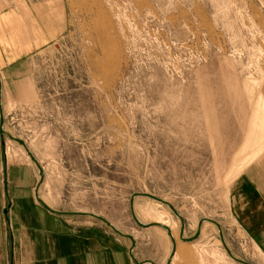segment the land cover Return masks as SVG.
Wrapping results in <instances>:
<instances>
[{
  "label": "rangeland",
  "instance_id": "374dc122",
  "mask_svg": "<svg viewBox=\"0 0 264 264\" xmlns=\"http://www.w3.org/2000/svg\"><path fill=\"white\" fill-rule=\"evenodd\" d=\"M0 5L8 18L4 43L14 48L0 61L3 128L41 165L37 189L48 207L102 216L134 237L136 260L163 264L169 237L138 226L130 214L132 193L148 192L178 212L184 237L201 218L213 219L234 256L263 264L255 237L264 225L262 200L241 181L264 152V0ZM15 168L49 212L34 197L35 164L0 133V230L10 244L13 228L3 211ZM133 208L143 222L166 218L176 250L170 264H240L214 224L182 241L168 206L137 197ZM64 220L104 229L130 246L94 216Z\"/></svg>",
  "mask_w": 264,
  "mask_h": 264
},
{
  "label": "crops",
  "instance_id": "0c3cea01",
  "mask_svg": "<svg viewBox=\"0 0 264 264\" xmlns=\"http://www.w3.org/2000/svg\"><path fill=\"white\" fill-rule=\"evenodd\" d=\"M5 11L0 9V61L14 51L4 43V38H8V33L3 32V22L8 20L3 15ZM247 173L241 185H245L250 193L256 192L259 201L262 200L257 208L264 209V152ZM21 177L18 168L8 172L12 183L8 190L10 203L3 212L7 214L13 232L10 244L0 230V264H131L130 246L119 237L100 228L70 225L64 220L66 214L54 212L40 203L49 212L44 211L33 201L29 187ZM255 237L264 252V225ZM257 254L264 264V255L258 249Z\"/></svg>",
  "mask_w": 264,
  "mask_h": 264
},
{
  "label": "water",
  "instance_id": "95a60500",
  "mask_svg": "<svg viewBox=\"0 0 264 264\" xmlns=\"http://www.w3.org/2000/svg\"><path fill=\"white\" fill-rule=\"evenodd\" d=\"M0 97H1V79H0ZM0 133L2 135H5L7 136L8 138H10L11 140L13 141H16L18 144H20L21 146L24 147L26 153L28 154V156L30 157V160L33 161L36 165V168L38 170V174L40 176V179L37 183V186L35 188V198L41 203L43 204L44 206L48 207L43 201L42 199H40V197L38 196L37 194V188L38 186L40 185L41 183V180H42V176H43V171H42V167L41 165L39 164L38 160L35 158V156L31 153V151L28 149V147L26 146V144L24 143V141L20 138H17L13 135H11L10 133H8L6 130H4L3 128V118H2V112L0 111ZM137 197H145V198H149V199H152L156 202H159L161 204H164L166 206H168V208L175 214V216H177V218L179 219L180 221V233H179V239L182 240V241H192L194 239H196L198 237V235L200 234V227H201V224L203 221H208L212 224H214L218 230V234H219V238H220V241L227 253V255L232 259L234 260L235 262H238L240 264H250L248 262H246L245 260H242L236 256H234L232 254V252L228 249V247L226 246L225 242H224V239H223V236H222V233H221V229H220V226L219 224L213 220V219H210V218H201L198 223H197V228L194 232V234L192 236H189V237H184L183 234H182V231H183V227H184V222L181 218V216L178 214V212L174 209V207L168 202V201H165L163 200L162 198L158 197V196H155L151 193H148V192H134L132 193V195L130 196V200H129V209H130V214L133 218V220L135 221V223L142 227V228H147V227H150V226H159L163 229L166 230L168 236L170 237L171 241H172V248H171V251L169 253V256L167 257V260H166V264H169L170 263V260H171V257L174 253V250H175V242H174V239L172 238V235H171V232H170V229L163 225V224H160V223H156V222H150V223H143L141 221H139L137 219V217L135 216V213H134V208H133V201L135 198ZM54 212H57V213H61V214H66V215H74V214H86V215H90V216H94L100 220H102L108 227H110L115 233H117L118 235L120 236H123L127 239L130 240V247H129V255L131 256L132 260L136 263V264H155L154 261L150 260V259H145V260H141V261H138L136 260V258L134 257L133 255V248L135 246V240H134V237L131 235V234H128V233H124L122 231H120L118 228H116L111 222H109L107 219H105L104 217L102 216H99L97 214H94V213H89V212H65V211H57V210H53Z\"/></svg>",
  "mask_w": 264,
  "mask_h": 264
},
{
  "label": "bare ground",
  "instance_id": "6f19581e",
  "mask_svg": "<svg viewBox=\"0 0 264 264\" xmlns=\"http://www.w3.org/2000/svg\"><path fill=\"white\" fill-rule=\"evenodd\" d=\"M9 133V132H8ZM8 138V137H7ZM8 139H10V138H8ZM11 140V139H10ZM13 141V140H12ZM21 146V145H20ZM23 147V146H22ZM23 149H24V147H23ZM25 150V149H24ZM26 152V151H25ZM27 154V153H26ZM28 155V154H27ZM29 157V156H28ZM30 158V157H29ZM33 162V161H32ZM34 163V162H33ZM35 164V163H34ZM36 166V165H35ZM37 194H38V189H37ZM39 196V195H38ZM40 197V196H39ZM41 199V198H40ZM164 200V199H163ZM43 201V200H42ZM44 202V201H43ZM45 203V202H44ZM159 203V202H158ZM46 204V203H45ZM161 204V203H160ZM47 205V204H46ZM50 208V207H49ZM54 209V208H53ZM135 213V212H134ZM135 216L137 217V219L139 220V221H141V222H143L139 217H138V215L135 213ZM162 216V215H161ZM207 218V217H206ZM156 223H160V224H163V225H165V226H167L169 229H170V232H171V235H172V238L174 239V237H173V233H172V228H171V226L167 223V220H166V218H164V217H160L158 220H156L155 221ZM143 223H150V222H143ZM211 224L210 222H208V221H203L202 222V224H201V227H200V231H201V228L204 226V225H206V224ZM177 224L180 226V221L178 220V222H177ZM153 227H157V228H159V229H161V230H163L166 234H167V232H166V230L165 229H163V228H161V227H159V226H153ZM180 230V229H179ZM167 236H168V234H167ZM169 237V236H168ZM169 239H170V237H169ZM129 240V239H128ZM170 241H171V239H170ZM174 242H175V240H174ZM129 243H130V240H129ZM171 248H172V241H171V247H170V250H169V253H170V251H171ZM168 256H169V254H168ZM167 256V257H168ZM175 256H176V250H174V253H173V255H172V257H171V259H174L175 258ZM167 260V259H166ZM171 261V260H170ZM163 264H166V261H165V263H163ZM170 264V263H169Z\"/></svg>",
  "mask_w": 264,
  "mask_h": 264
}]
</instances>
